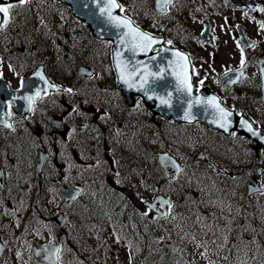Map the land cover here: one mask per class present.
<instances>
[{
	"label": "rangeland",
	"instance_id": "rangeland-1",
	"mask_svg": "<svg viewBox=\"0 0 264 264\" xmlns=\"http://www.w3.org/2000/svg\"><path fill=\"white\" fill-rule=\"evenodd\" d=\"M34 1L40 6H42L46 11H50L51 14H47V16L40 17L38 13L33 15V20L29 22V25L26 27L27 30H29L32 27V30L36 33H39L41 35V38H36L33 45L32 42L29 39H25V47L32 46L33 51H39L41 46H49V45H61L62 47H65L72 53L69 55L71 56L73 53L76 55H83L80 58H78V62L76 64H73L72 62L68 66L70 72L76 69L77 65H80L81 63L90 64L94 68V80H82L79 77L74 78V82L77 83L81 88L86 87L87 90H89V93L91 96L98 95L99 98L102 96L106 97L104 92H99L98 87H101L102 89H105L107 91H111L109 93H112L115 95V91H113L112 87H109L107 85L100 86L98 84H95L96 80H101V83H105L106 80L109 78V62H110V55H109V44H94L90 40L89 34L86 32L85 27L82 23L77 22L74 18H70L67 14V11L65 9V6L62 4H54L51 2V0H29V2ZM122 2V5L125 7V10L123 11L126 15L131 16L134 15V5H138L141 12L137 11V8L135 6V12L134 15L135 18L139 21V25L144 28L145 30L157 33L161 30L165 32L166 36H168L170 39H177L183 43L186 44L185 40L188 41V43L192 45H188L190 48V51L193 55L194 62L193 67H203L204 64L201 57L204 55H210V61L212 60V56L216 55L217 59L214 62H217L221 65V68H219V71L221 69L229 67L233 64V61L238 60V56L241 54V47L237 46V41L234 40L231 37H228V35L225 33L224 36H222L218 42L219 45L214 50L211 47H203L198 45H193V42L191 40L186 39V37L182 34V31L185 28H188L191 33H195L198 31V28L200 26L198 17H195L193 19H190L186 16V14L182 11L181 5L184 2V0H171V3L168 5V9L165 14L158 15L152 8L153 0H150L149 5H145L143 3V0H120ZM182 2V3H181ZM139 3H142V5H139ZM16 8L13 7L12 10ZM45 19V20H44ZM65 21H69L68 27H70V31L65 33L63 27H66ZM12 24L10 21L8 22L7 26ZM8 27H5L4 29L0 31V78L6 79L12 87H17L19 80L21 77H23L26 73V67L24 65L27 58L20 59V57L17 54H20V52H15L16 45L20 43V38L17 40L16 36V30H9ZM217 33L219 34V30L217 28ZM220 34H222V30L220 28ZM182 37V38H181ZM258 41L257 46L253 51L264 54V33L260 34L259 38L256 39ZM12 41V42H11ZM22 50L21 48H19ZM225 54H231L234 57H226ZM22 55V54H20ZM68 56V57H69ZM254 56V61H255ZM15 60V61H14ZM31 60L30 58L28 59ZM37 60L33 61L31 64H28L27 67L32 66L36 63ZM68 64V63H66ZM218 69V68H216ZM194 83L198 87H200V81L196 77L194 78ZM111 86V85H110ZM112 89V90H111ZM52 99L51 97L47 100H41L39 103H37L34 107V114L42 119L45 120V126H46V147L51 152V156L49 160L47 161L43 177L45 180H51L52 178L61 179L63 178L65 185H71V184H83L82 183V173H85L83 171H94L96 168H99L101 171L100 178L104 177V175L109 171L110 167L106 164L104 160H99L97 157V150L100 149V142H97V145L94 147L85 148V150H82L78 148L82 155L83 162L77 163L75 159L71 155V150L69 149L67 145V141L69 140L67 137L68 135H71L73 132V129L69 126L65 127V125L61 122V116L63 114H67L66 111L61 106V99ZM57 100V101H53ZM124 102V101H122ZM55 103V104H54ZM105 104V103H104ZM121 103L118 101L116 103H111V110H108V114H101V112L97 109L96 112H94L91 115H84L82 111H78L77 109L75 111L70 112L71 115L77 116L79 119L81 118L82 121L90 122V120H99L102 121L103 124H105L109 128V134L106 138V141L109 146H114L117 143V140L126 138L129 136V131L132 130V123H128L126 127H123L120 123H117L118 117V111L115 110L116 106H119ZM107 105V103L105 104ZM87 106V105H84ZM126 108V107H125ZM50 110L49 116H43L44 112ZM139 109L133 108L129 109L126 108L125 114L123 115V120L126 118V113H131L134 111H137ZM145 113V119L144 122H149V118L147 116V113ZM114 115L113 119L111 120L110 117ZM9 117L11 118L14 126L11 129V132H4L3 129L0 130V137L6 138V143L9 142V138L12 134V132H15L12 136L15 137V140H11V148L7 151V148L0 151V166L4 169H6V173H12L13 168L15 167L16 163H24L26 159V154L28 151L36 156L38 148L41 147L39 141H35L34 138L29 137L28 134H23V124L19 122L18 119H15L12 114L10 113ZM151 119V118H150ZM152 120V119H151ZM163 128L165 130L164 136L160 139L153 138L149 142H152L149 144L150 149L155 147L159 143V147H165L169 149L176 157H178L183 164H185L186 170L192 169V170H199L202 172V169L194 165L192 163L193 154L198 148H204L207 149L209 154L216 158L223 163L229 164L230 163V156H231V144L234 142H225L221 139L220 135H217L215 133H210L200 124H194L189 126H181V125H171L169 123H165L163 125ZM120 130V131H119ZM61 131H64L60 133ZM95 132L94 125H92L91 135ZM96 137H98V132L96 131ZM4 138V139H5ZM158 139V140H157ZM235 140L240 141L239 138H235ZM51 143H55V147H51ZM144 143V142H142ZM126 144V143H125ZM126 146H130L126 144ZM36 147V150L34 148ZM130 147H127L124 150V153L129 150ZM155 149L150 150L149 152L145 153V159H142L141 164L136 163L132 168H127L126 165L121 162L120 160L114 159V174L118 181H129L138 191L139 193L144 197H150L152 195V186L150 185L151 181L155 183L160 178V171L159 168L153 158V152ZM123 153V151H121ZM114 152L111 154V156L114 158ZM99 156L101 157V153H99ZM245 156L240 157L234 164L241 165L243 164ZM234 164L232 168L234 167ZM97 165H99L97 167ZM133 165V163H132ZM232 175H229L228 178H232ZM245 179V175H243ZM99 178V181H101ZM195 180H197L196 186L193 189H187L186 198L188 201H191L194 196H197L198 193H201L202 191H210L214 194H216V188L213 186L215 184V180L213 178H207L203 174H198V177H194ZM228 179V180H229ZM198 181L206 182L207 185H209V189L204 186V188H201L198 184ZM237 181V180H236ZM48 189L51 190V192H54L53 186H51L49 183ZM94 184V181H93ZM228 188V194L232 195L230 187V183H228L224 186ZM3 188V183L0 185V189ZM167 190H171L172 192H175V188L173 184L166 185ZM244 190V185L241 184L237 187V193L240 194L241 191ZM1 191V190H0ZM81 192L83 193V199L86 200L89 198V202H92L91 206H88V210H91L93 212L98 211L100 212L97 216V219L100 221H106L108 219H111L112 216L108 214V212L104 211L102 203H99L95 201V198L91 195H89L88 190L84 189V186L81 188ZM99 192L101 196H104L105 199H103V202L107 199L105 197L107 190H104L102 187H99ZM54 195V194H53ZM49 202H42L41 208L42 210L45 209V214L54 215L56 211L61 206L60 203H58L56 200L53 201V198L51 194H48ZM180 197L179 200L185 198ZM241 197H238L239 200H237L235 203L229 205L230 210L224 212L226 213V218L222 217L221 222L223 224V227H234V220L236 227L238 228H244L242 225L237 224V220H243L246 219V223L249 230L258 229L259 224L254 221H249L250 213L247 211L246 203L243 199H240ZM262 205L263 203L260 202ZM260 205V206H261ZM238 207H241V210H238ZM204 211H201L200 214H203L205 216H210L211 213L209 212L210 208L209 206H204ZM264 213V209H262ZM179 215V212L171 214L168 221L165 220V225L162 226H168L172 224L174 221V218L177 219V216ZM96 216V215H95ZM40 220V219H39ZM41 221V220H40ZM42 222V221H41ZM259 223H264V218L259 220ZM205 224L204 219H202V225ZM160 226V225H159ZM30 227H36L38 229L29 228L28 234L24 235L23 238H28V240L31 243L35 242H45L48 240H52L54 237L52 234L53 227L51 225L46 224H39V225H30ZM96 229V228H95ZM245 229V228H244ZM164 230V229H163ZM97 231V229H96ZM101 235L104 236V234L101 233ZM250 235V234H248ZM54 240V239H53ZM252 239H250L251 241ZM4 243H6L5 251L6 253L4 256L0 259V264H27V261L32 262L34 264V261L32 260L31 255L25 254L24 247H16L18 243V239L14 242H6L3 240ZM226 241V239H224ZM89 243H93L89 241ZM189 246H193L196 242L195 241H188ZM15 247H13V245ZM108 248V254H109V260L112 261L113 259H121L125 261L123 257L122 250H119L115 246V241H111L109 243ZM244 244L242 242L236 243L234 246H232L233 251L232 254H235L237 252L236 248L238 247V250H242L244 248ZM75 247L70 244H66L62 249L59 251V258L63 262V264H79L74 263L68 258V253L72 254L75 253ZM227 251V250H226ZM226 251H223L222 253L218 254L217 257H223L226 254ZM68 252V253H67ZM153 254L150 256V258L154 261L155 256H164V249L161 250V252L157 255L154 250H152ZM79 260L82 261V263H85V259L81 256H78ZM216 257V255L214 256ZM215 263V260L212 259V262H209L208 264ZM140 264V263H139ZM141 264H151L149 262V258L144 259ZM199 264V263H198Z\"/></svg>",
	"mask_w": 264,
	"mask_h": 264
},
{
	"label": "water",
	"instance_id": "water-1",
	"mask_svg": "<svg viewBox=\"0 0 264 264\" xmlns=\"http://www.w3.org/2000/svg\"><path fill=\"white\" fill-rule=\"evenodd\" d=\"M3 0H0L2 2ZM9 2L11 0H5ZM63 3L68 4L70 6V10L72 14L76 15L77 17L81 18L83 21L89 24L93 35L98 39H109L112 42L111 46V57H112V64L115 72V76L117 81L121 87V93L124 96L126 102L128 104H132L134 101L133 95H141L146 103H150L151 101L154 102L153 105H149V108L152 112L163 116L166 119L172 118L175 122H186V123H193L195 121L205 122L209 127L216 128L222 130L225 134H229L230 131L235 128L238 132H243L251 139L258 142L259 145L264 146V133H260L259 130L254 128V126L245 118L244 116H240L238 121L234 120V111H231L233 114L229 119L231 120V125L227 131L224 128L218 126V122L216 121V109L212 104L204 103L209 97L216 96L213 92H207L203 89H200L198 92L193 91V87H191V93L189 94L187 91H176L177 88V79H176V72H179L180 67H184L186 70L187 76L190 77L191 83V71H190V63L186 53L181 51L179 48L170 47L163 44V38L160 36H154L155 42L152 44V48L154 46H159V49L155 52L152 50L147 52L145 55L143 52H139L133 54L125 50L124 46L119 42V33L126 31L124 28H116L112 24H109L105 17L100 15V8L97 6L96 0H61ZM163 3V0H161ZM156 8L159 11H163L164 8L157 6V0H155ZM102 6V3H101ZM114 16L119 17H126L121 14L117 9L113 10ZM2 16V14H0ZM129 19V18H128ZM1 22V21H0ZM136 26V25H135ZM141 31L145 32L141 28ZM208 34V31L205 32ZM196 38L200 41L204 39L203 35H198ZM120 51L122 55V59L127 63L131 62L133 65L136 62H143L147 65L148 70L151 72H156L160 75H163V79H153V77H148L147 79L150 83L146 84L144 88H141L142 81L139 77L133 78L130 83L132 86L130 87L129 84H126L121 79V69L117 68V59L115 53ZM176 53L183 54L184 57H187V62L181 56H177ZM149 57H155L154 60H149ZM260 68L261 70L264 69V58L259 59ZM175 70V71H174ZM128 71H131L129 68ZM40 72L43 74L45 79L49 82V84H45L43 80H41L36 73ZM79 72L84 74L85 76H90L92 74V69L88 66H80ZM230 74V73H229ZM24 81L27 82V86L23 89L19 88L20 90H10L8 89L7 85L3 82L0 83V114L4 117V103L3 100L5 98L16 97L17 99L13 103L12 110L18 113L20 116H24L27 112H29L30 106L27 100L23 99L25 96H35V93L39 90L40 95L43 92H50V91H61V90H68L61 85L51 82L46 74L43 71V65L40 64L36 67L34 72L26 76ZM49 85H54L55 87H50ZM192 86V83H191ZM169 94L171 95V99L169 103L162 104L160 102V98L165 100L169 99ZM149 96L152 98L150 99ZM38 97V96H37ZM36 97V98H37ZM35 98V99H36ZM218 98V97H217ZM221 107L224 106L220 103L219 99L217 101ZM226 109V108H225ZM228 110V109H227ZM189 114V118H185V114ZM4 117H0V124L5 126H9L8 121L4 119ZM241 120L247 121L252 125L254 131L258 133V135L253 136L249 133L244 127L241 125ZM102 128V132L105 134L107 129L104 127ZM46 156L45 152L39 153V161L36 164L37 174L39 177L40 183V171L41 166ZM195 159L200 160L204 164H206L209 168H211L214 172L222 170L221 168L217 167L213 162L206 159L202 151H198L195 154ZM157 160L159 163L160 168L163 171L165 178L170 179L175 176L176 171L180 168L179 162L172 156L168 151H158L157 153ZM107 183L122 192L132 203L133 206L138 208L140 211H144L146 208L150 211V216L152 213H156L158 217L165 216L167 214V210L169 204L161 205L160 201H168L170 202L168 197H165L162 194H157L154 198L150 200H140L138 195L128 187H121L116 185L110 175L106 176ZM158 189V187H156ZM256 187H249L248 194L252 193L253 191H257ZM66 199H72L73 197L77 196V191L72 188L66 189L63 193ZM38 198V196H37ZM154 205L153 208H149L148 205ZM54 219L61 223L64 220V214L62 212L58 213ZM33 252L35 258L45 264H59L56 260V249L57 246L52 242L45 243V244H37L33 245ZM3 250V245L0 241V255ZM39 253V254H38Z\"/></svg>",
	"mask_w": 264,
	"mask_h": 264
},
{
	"label": "trees",
	"instance_id": "trees-1",
	"mask_svg": "<svg viewBox=\"0 0 264 264\" xmlns=\"http://www.w3.org/2000/svg\"><path fill=\"white\" fill-rule=\"evenodd\" d=\"M15 4L18 5V2H16ZM28 15L29 11L26 10V3L22 6L16 7V10L10 12V18L8 21H10L12 24H10L8 28L9 30H16V35L19 36L20 40L22 38V35H27L29 31L25 28V20H30ZM46 16V13L42 14V17ZM22 41L25 43V39H22ZM92 41L94 43H99L94 39H92ZM49 57V61L45 60L49 73H51L54 78L66 81L67 78L63 77L61 72L60 76L52 74V71H55V69H57L53 65L54 63H56L57 57H53L52 53H49ZM109 66V78L106 80V82L101 83L100 80H97L96 83L100 86L107 85L109 87H112L113 91H115V95H113L112 98L117 99L120 95L119 87L113 76L111 65ZM59 69H64V67L59 66ZM55 73L59 74V71ZM99 90L101 91V89ZM105 92L108 93L109 91L105 90ZM136 141L137 139L135 138V136L131 134L127 142L130 145H135ZM192 177L193 175L191 173H187V175H185V183L183 184L185 188H194V182L186 180H191ZM175 189L178 192L176 193L177 198H179L182 191L185 190L182 187L179 188L177 184H175ZM202 199H204V201L201 202ZM218 199L219 201L216 205L219 208L212 209V207L209 206V208L211 209L210 216L200 214L205 204L211 205L208 194L199 195L198 193L197 196L193 197L191 204H189L188 201H185L184 204H180L179 202H176L174 200L175 207L172 208L171 212L172 214L179 212V215L177 216V219L174 218L172 229L171 231L168 229L166 238H163L159 241H155L153 239V234L158 232V229L154 225V223L151 220H148L143 214L138 213L134 208L126 203L124 212L125 224L123 227V234L125 237V247L129 252L128 264H135V261L138 262L140 259L148 257L151 248H153L152 243L156 246L162 245L167 249L165 255L161 259H157V262H161L163 264H168V261L166 260L168 254H171L172 258L176 259L174 261V264H187L190 261L195 264H206L209 261L212 262V259L216 255L217 243L224 239L225 232H227L221 222L222 215L220 214V212H222V210L228 203L230 204V201L225 194L219 193ZM37 212L38 209L33 210L29 207L28 212L25 213L26 218L24 217V213H13L9 217H5V215L0 214V234H12L20 230L22 222L25 219L27 220L29 217L37 216ZM202 219H204L205 221V224L203 225ZM228 240L230 242V236L228 237ZM78 241H81V239H79ZM188 241H195L196 243L193 246H189ZM228 246L231 247L230 244H228ZM204 248L207 252L203 251ZM192 249H194L195 252L192 253ZM197 254H199V257ZM241 258L244 259L243 263H241ZM219 262L220 264H264V241H262V243L260 244H257L256 246L249 245L244 246L242 250L237 249V252L235 254H232L231 250H227L225 256L219 258ZM96 264H112V262L97 261Z\"/></svg>",
	"mask_w": 264,
	"mask_h": 264
},
{
	"label": "flooded vegetation",
	"instance_id": "flooded-vegetation-1",
	"mask_svg": "<svg viewBox=\"0 0 264 264\" xmlns=\"http://www.w3.org/2000/svg\"><path fill=\"white\" fill-rule=\"evenodd\" d=\"M258 8V15L255 17L244 6H238L233 0H184L181 5L182 11L190 19L198 17L201 25L198 31H202V22L205 20L210 22L211 27V42L213 46L218 45V38H221L225 33L229 37L238 38V27L241 26L247 36L257 46L260 34L264 33V29L260 28V24L264 23V12L259 11L264 7V0H253ZM217 28L219 34L217 33ZM220 28L222 34H220ZM215 49V48H214ZM244 73L238 81L229 86L220 80L221 65L214 62L217 59L216 55H204L201 58L204 66L198 67V78L203 81L202 85L209 87L224 98L228 106L233 107L236 112L244 113L261 131H264V96L263 87L261 83L258 65L254 62L253 48H245L244 52ZM226 57L233 58L231 54H225ZM238 61H233L231 68H240L241 57ZM256 59V57H255ZM218 68V69H216ZM223 69V68H222ZM225 103V102H224ZM90 131L86 130V136L89 137ZM240 137V136H236ZM255 144L246 138L245 149L243 156L244 168L248 173L249 181L257 180L264 190V150L255 149ZM236 169L233 170V173Z\"/></svg>",
	"mask_w": 264,
	"mask_h": 264
},
{
	"label": "snow or ice",
	"instance_id": "snow-or-ice-1",
	"mask_svg": "<svg viewBox=\"0 0 264 264\" xmlns=\"http://www.w3.org/2000/svg\"><path fill=\"white\" fill-rule=\"evenodd\" d=\"M27 0H18V5H12L8 4L7 6L0 5V29H2L4 26L7 25L8 20L10 18V12L11 9L15 6H22L25 4ZM171 0H163V3L161 0H157V6L164 8L167 6L168 3H170ZM97 6L100 8V15L102 17H105L107 22L109 24H112L116 28H124L126 31H123L119 33V42L121 45L124 46L125 50L128 52H131L133 54L143 52L145 55H147V52L152 50V44L155 42V37L151 36L147 32H143L139 29L138 26H135L133 22L128 19L127 17H119V16H114L113 15V10L114 9H120V11H124L123 6L117 3V0H96ZM102 3V6H101ZM255 11V9H252ZM259 11L264 12V7L260 8ZM260 28L264 29V23L260 24ZM168 43H171L169 41ZM237 46H240V42H237ZM254 46V45H250ZM241 50V69L245 66V60H244V55H243V48ZM122 53L120 51H117L115 53L116 59H117V68L121 69V79L123 80L124 83L129 84L131 87L132 84L130 81L135 78L139 77V79L142 81L141 83V88H144L146 84L150 83V81L147 79L149 76L153 77V79H163V75H160L156 72H151L148 70L147 65H145L143 62H136L135 65H133L130 61L125 62L121 57ZM177 56H181L185 62H187V57H184L183 54L181 53H176ZM155 57H149V60H154ZM131 69V71H128V69ZM175 71V70H174ZM262 72H264V69H262ZM36 75L44 81L45 84H49V82L45 79L42 73L37 72ZM227 75V73H226ZM176 79H177V88L176 91L181 92V91H187L189 94L191 93V83H190V77L187 76L186 70L184 67H180L179 72H176ZM234 82V81H230ZM203 81H201V84ZM27 86V82L24 80H21V85L20 88L23 89ZM50 87H55L54 85H49ZM18 89L17 91H19ZM67 91L71 92V89H68ZM40 95V91L38 90L35 93V96H25L23 99L27 100L29 103V106L31 107L32 102L35 100L37 96ZM151 99L152 97L149 96ZM17 98L12 97L11 100L8 101V106L11 107V105L15 102ZM171 99V95L169 94V99L165 100L163 98H160V102L162 104L169 103ZM218 98L215 96L209 97L206 101H203L204 103L212 104L215 109H216V121L218 122V126L221 128H224L225 131L228 130V128L231 125V120L229 117L232 116V112L221 107L219 103L217 102ZM8 113H4V115H7ZM185 118H189V114H185ZM241 125L244 127L249 133H251L253 136L258 135L256 131L252 128V125L248 123L247 121L241 120ZM264 139V137H262ZM75 199V197H73ZM161 205L163 204H169V207H171L170 202L168 201H160ZM148 207L151 209L154 207V205L150 204ZM58 252L59 249H56ZM39 254V253H38Z\"/></svg>",
	"mask_w": 264,
	"mask_h": 264
}]
</instances>
